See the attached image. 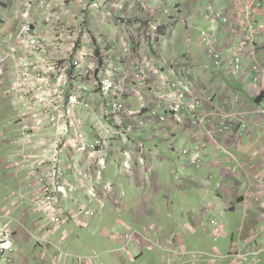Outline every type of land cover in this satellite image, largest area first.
<instances>
[{"label": "built area", "instance_id": "2783aa9c", "mask_svg": "<svg viewBox=\"0 0 264 264\" xmlns=\"http://www.w3.org/2000/svg\"><path fill=\"white\" fill-rule=\"evenodd\" d=\"M147 1L136 0V4L146 9ZM168 1L158 0L160 7ZM229 1L232 5L226 10H216L215 5L208 7L206 19L220 24L221 30L202 31L199 39V51L204 50L215 71L210 74L213 84L185 64L195 46L192 47L189 16L183 7H176L174 13L165 11L168 19L162 17V10L158 9L160 16L152 11L155 18L139 31L131 30L130 42H124L120 49L114 44L101 46L96 54L86 47L79 31L67 35L53 24L49 25L50 32L44 31L30 21L28 13L22 15L17 32L0 31V90L10 72L11 81L3 96L11 99L17 113L10 124L21 127L20 141L24 147L29 144L27 150L32 151V157H24L23 163H30L26 186L33 189L30 204L22 206L20 218L15 219L0 208V264H17L16 253L24 238L30 243L34 240L41 247L40 259L48 257L53 248L56 254L52 264H64L68 254L61 240L56 244L52 237L71 221L76 227L91 230L89 218L95 212H85L86 206L79 205L71 170L80 173L90 203L95 202L102 209L128 208L126 189L115 183L103 187L109 163L115 160L118 175L123 174L137 183L146 213L154 212L159 217L161 202L167 208L164 217L168 221L174 210L169 195H160L164 182L154 170L151 159L156 151L149 146L161 145L167 125L191 129L197 139V145L191 148L180 149L173 144L167 148L173 160L187 162L200 175L201 187H208L214 179V173L202 172L206 168L207 145L211 144L234 163L228 169L233 175L243 171L252 181V171H255L252 188L257 198L254 191L245 198L264 200V127L261 125L264 122V0ZM101 6L102 2L94 3L97 9ZM50 21L48 17L47 22ZM178 24L187 26L189 38L181 62L165 58L160 49L162 42L169 38L168 30ZM141 52L146 54L139 56ZM232 80L240 88H227L217 104L215 84L226 85ZM85 85L92 90L88 97ZM93 99L101 100L103 115L89 139L81 111H93L97 105ZM2 120L4 117L0 115ZM253 122L262 129L257 149L262 146V150H255L251 159L243 160L224 144V139L243 142L252 136ZM47 128L54 130V138L31 144V137ZM147 131L153 136L143 140ZM257 157L262 160L259 166L255 163ZM80 159L85 166L83 171L78 170L82 166ZM183 179L174 174L168 186L172 190L177 185L175 180ZM188 180L196 183L194 176L190 175ZM210 208L214 210L211 204L207 208L201 205L198 215L200 224L212 227L217 242L227 237L226 225L208 216ZM33 212L38 216L29 224ZM84 214L89 216L86 220L81 218ZM205 217L209 220L207 224L203 223ZM260 228L250 231L249 237L253 238L246 240L245 245L235 242L227 253L217 247L203 253L187 249L182 242L175 241L176 235L166 237L165 227L159 221L150 222L148 232L111 230L108 240H120V248L109 253L114 257L130 254L132 245L137 244L139 254L156 248L166 252L165 264H261L264 248L255 246ZM260 231L264 232V226ZM102 256L95 252L87 260L82 256L70 257L80 264L96 261L105 264Z\"/></svg>", "mask_w": 264, "mask_h": 264}, {"label": "rangeland", "instance_id": "374dc122", "mask_svg": "<svg viewBox=\"0 0 264 264\" xmlns=\"http://www.w3.org/2000/svg\"><path fill=\"white\" fill-rule=\"evenodd\" d=\"M88 2H90L89 5L91 6V8L100 11L102 9L100 7L98 9L95 8L94 3L102 2V6H104L107 0H97V1L96 0H88V1H85V0H0V31L1 33H7L10 31L17 30L19 25L22 24V21H23L22 15L25 13H28L31 22L34 21L40 24V27H43L45 25L47 26V30L49 29L48 25L50 24H53L54 28L65 30L67 35L75 33L76 31L80 29L83 33L84 44L86 45L88 49L91 50L92 53H95V54L97 53V49H99V45L104 46V45L114 44L116 45L118 49H120L124 42H130V39H131L129 37V33L131 31L130 25L127 26L125 23H120V22L118 23L115 22L116 24L115 25L113 23H109V21L101 20V17H97L95 21L92 19L88 20L87 17L82 18L83 15L81 14L83 12L81 10L88 11V9L87 8L80 9L78 5L80 4L82 6V3H88ZM180 2H188L192 6L191 7L192 12H190V8L186 4L187 6H185V9H186L185 11H186L187 16H190V14L193 15L192 20L191 21L189 20V26L191 27L190 36L192 38V43H193L192 47L195 46L193 48V54L196 58H198V60H200V62H202V64L201 65L199 64L197 68V74L199 76H202V72L210 74L211 72L214 71L211 68V60L207 58L204 50H202V52L199 51V39H200V35L202 31L209 33L214 28H216V30H221V25L218 23H214V24L210 23L209 20L206 19V12H207L208 7L211 5L213 6L215 5L214 7L216 10L217 9L226 10L231 7L232 2L229 0H219L217 3L215 0H192V1L191 0H169L168 3H165L161 6V10L163 12L162 17L164 16L165 11L167 10L169 11V13H172V12L174 13L177 7V4ZM48 17H50L51 19L49 23L47 22ZM164 18L168 19L169 17L168 15H165ZM143 23L145 24V22ZM112 28L116 30V33L118 32V28H120L121 33L117 35L116 33L113 35H108L105 32V30L106 29L112 30ZM222 36L224 37V34H222ZM110 37H114V38H110ZM169 39H172L171 43H173V46L177 48L176 49L177 56L184 57L187 52L186 48H187V42L189 39L187 36V26L183 24H178L173 30V34L171 35ZM168 48H169V43L168 41H166V43L163 45L164 52H166ZM166 57L168 59V56H165V58ZM182 60H184V58H182ZM196 64L197 63L193 59H192V64L189 65L187 63V65H189L191 69H194V65ZM10 75L11 74L9 72L5 79V85L3 86L2 90H0V115H3L4 117V120L0 123V131L4 133L3 135H1L0 133V158L4 159L7 163L22 162V164L25 165L23 163L24 157H32V151L27 150L26 152H23L24 147L20 141L22 139L21 127L15 126V124H10V122L13 123V121L15 120L17 113L15 111V108H14V105L11 99L3 96L7 87L10 84V81H11ZM254 121H255V118H254ZM261 125H264V122ZM250 129H251V126H250ZM179 131H181L180 128H175L174 133L178 134V138L175 140L166 141L164 143L165 146H169L170 144H173L174 147H177L180 149H184L187 147L191 148L192 144L190 142H187V137L185 135L179 136L180 135ZM85 132L87 133L89 138L93 134L91 129L90 130L87 129ZM159 136H161V134H159ZM151 137H152V133L151 131H148L143 136L142 139L143 140L150 139ZM253 141H255V139ZM257 144L258 142L256 141L255 148L252 152L258 149L259 146ZM261 150H262V146L257 151L260 152ZM251 157L252 156L250 154L249 157H247L246 159H251ZM172 159L170 158V161H173ZM175 162H182V160L178 159ZM255 163L258 166L261 165L262 164L261 157H257ZM206 164H207V160H206ZM258 169L259 168H255L256 171ZM154 170L156 171V168ZM184 170L185 168H183L181 164H174L170 166L167 165L162 171V175H161L162 180L168 183L169 181L172 180L174 174H176L177 176L183 177L184 179L182 181L175 180V183L185 184L187 183V181H189L188 178L190 177V175H188V173L185 172ZM188 170H191V169H188ZM192 171H195V170L192 169ZM202 172L211 173L212 171L208 169L206 166V168ZM118 174L119 173L117 171V163L115 162V160H112L109 163V166L106 172L107 181L109 183H115V182H112L111 180L115 178ZM254 174H255V171H252V176H253L252 181H251V176L247 173H244L243 171H239L238 173L233 175L232 178H240L245 175L246 177H249L250 184L251 182L253 184ZM214 175L215 176H214L212 183L208 187L203 186L204 188H209L207 190L205 189L207 193H209L212 190L213 185L215 184V181H216V186L219 185L220 180L217 179L215 173ZM123 177L127 179V177H125L124 175ZM194 180L197 181L196 178H194ZM3 182H4V178L2 176L1 192H0V208L1 209L8 208L9 211H11V216L15 219H18L22 215V206L24 207L29 206L30 204L29 197H31L33 189L30 186H26L25 190L20 191L17 184H12L7 187L3 185ZM193 182L194 181H191V182L189 181V183H191L190 185H194ZM252 184L249 185L250 186L249 189L254 191V197L256 199L257 197H256L255 188H252ZM196 193H198L197 196L195 195ZM215 193L219 194L220 192L218 189H215ZM165 194L166 193L164 192L160 193V195H165ZM178 195L179 194H177L176 197ZM21 198L22 200L20 201ZM14 202H19L14 206L15 209L12 206V203ZM151 202L154 205V202H155L154 198H151ZM242 203H243L242 206L244 208V212H242V208L239 206V204H234L233 210L231 209L232 207L230 208L228 206L227 211L222 212L223 209H221L220 204L217 205L216 207L215 206L216 203L212 202L211 199H203L200 191H196L195 193L191 192L189 194V201L184 200V199L178 200V197H177V200L175 201L176 209H174L173 215L171 216V218L168 219V222L169 221L172 222L173 220L179 221V224L175 229L177 233H181L183 230V225L180 222V219L183 217V214H181L178 211H181L184 208L183 211L190 209L196 212V214H198V211L201 205L205 204L206 208L209 207V204L213 205L214 210L212 211L210 208V211L207 214L209 217L214 218L219 224L222 223L226 225L227 237L223 240H219L215 242V239L212 234V227L204 226L200 224L199 227L202 229V231H205V235L209 237L210 239V240H207L204 236V238L207 240V243L210 242V244H212L211 247L199 244L197 242L198 240L197 237L194 238L192 237V235L185 236V234L182 232L183 237H184L185 246L189 250H196V252L207 253L211 250L210 248L212 247L214 248L218 247L222 249V251L224 250L226 252L229 249L231 241H232L231 235H234L235 237H237V235H239L240 232L244 231V226H246L247 219L249 218L248 216L251 213L250 206L254 204V207H256L259 210V213H256L257 216L259 217V219L257 218L255 220L257 223L260 222L262 216H264V200L257 201V200H251L250 197L248 198L246 197V198H243ZM83 205L84 204H81V206ZM84 206H86L85 212L90 210V208L88 207L89 205L86 204ZM142 210L146 212V208L144 205H142ZM98 212H99L98 218H97L98 227L105 226L107 228V226L105 225V222L108 219H109V223H112V225L109 227H112L113 225L117 223L118 221L117 215L119 214L114 213L115 215H113L114 211L113 209L110 208V206L107 209H102L101 207H98ZM243 214H244V217L241 218ZM37 216H38V213L36 214L33 212L32 220L30 221L29 224H32L35 218H37ZM88 217H89L88 215L84 214L82 215L81 218L83 220H86ZM113 217H115L114 220H113ZM184 218H182V220L185 222L186 219ZM244 218H245V221L243 225H241ZM101 221H104V223L101 224ZM208 221L209 220L205 217L203 223L207 224ZM257 225L260 228L259 223ZM257 225L255 226L257 227ZM68 226L76 227L73 221H71L70 224L63 226L61 230L52 237V241L54 243L58 244L60 233L64 232V230ZM237 227L238 229L233 233L232 230ZM206 229H209L210 232H207ZM247 231H248L247 228H245L243 237L247 234ZM34 233H36V231ZM78 233L81 236V244L88 249L82 250L84 252H81V253H73L70 247L78 245V241L73 240V241H68L67 243L69 244L68 247H65V246L64 248L62 247L66 253L72 254L74 256H82L85 260H87L91 258L92 256H94L96 252V254L100 256L101 254H103L102 260L104 261L105 264L119 263V260L117 258L107 253H104V252L111 249L112 247L113 248L120 247V245L115 244L116 245L115 246L113 243H111L110 240L104 239L100 235L88 234L86 231H82V230L78 231ZM201 233L204 234V232H201ZM165 235L166 237L169 236V234L166 232V225H165ZM192 238H194V240ZM251 238L253 237L251 236L248 239H251ZM191 239L193 240L192 242H191ZM25 240L26 238H24V241ZM235 240H237V238ZM256 240H257L256 245L258 243L261 245H264V232H259L258 238ZM254 241L255 240H252V242ZM195 243L198 245L196 246L197 248H194L192 246ZM27 250H29L30 253H33L34 260L36 259V262H38L41 256V253H42V249L37 244V242L32 240L30 245L27 246ZM50 254L51 255L56 254L53 248L51 249ZM159 258L163 259V264H165V260H167L168 255L166 252H163V250L159 248H156L154 251L145 250L144 255L138 258L135 264H154V261H156ZM261 259L263 261V263L261 264H264V254L262 255ZM50 261L51 260L48 257L47 262H50ZM161 262H162L161 260L158 261V264H162ZM64 264H80V263L74 257L68 256L64 260ZM95 264H100V261H96Z\"/></svg>", "mask_w": 264, "mask_h": 264}, {"label": "crops", "instance_id": "0c3cea01", "mask_svg": "<svg viewBox=\"0 0 264 264\" xmlns=\"http://www.w3.org/2000/svg\"><path fill=\"white\" fill-rule=\"evenodd\" d=\"M215 1L217 3L219 0H215ZM89 3L90 2L82 3V6L79 3H78L79 5L77 4L80 9H85V8L88 9V11L81 10L83 12L81 14V15H83L82 18L87 17L88 20L92 19L95 21L97 17H101V20L109 21V23H113V24H115V22L116 23H118V22L125 23L127 26L130 25V29L132 31H134V30L139 31L144 24L143 22L146 23V20H147V22L150 20H153L155 18V16L152 14V11L156 12V16H160L158 9L161 10V7L159 6L158 0H148L146 9L143 8L141 5H137L136 0H107L106 4H104V6L101 8L102 10H100V11L91 8ZM186 4L190 8V12H192L191 11L192 6L188 2H180L177 4V7H183V9L186 10L185 9V6H187ZM120 7H122L123 9L121 10ZM109 12H111L112 15H109ZM97 14H99V15H97ZM121 15H125V17L123 18V17H121ZM192 18H193V15L190 14L189 20L191 21ZM34 23L38 24L36 22H34ZM38 26L40 27V24H38ZM48 27H49V25H48ZM40 28L44 31H47V32H50V30H51L50 27L47 30V26H45V25L43 27H40ZM19 29H20V25H19L17 30L10 31L7 33L17 32ZM174 29H175V27L172 28V30H168L167 36H169V38L173 34ZM62 31H64L66 33L65 30H60V32H62ZM78 31L81 34V38L84 40L82 31L80 29ZM105 32L108 35H113L116 33V30L114 28H112V30L106 29ZM120 33H121L120 28H118V32L116 33V35L120 34ZM110 38H114V37H110ZM169 38L162 42L160 49L162 50V52L165 56H168L169 60L181 62L183 57L177 56V51H176L177 48H175V46H173V43H171L172 39H169ZM166 41H168V43H169V48L166 52H164L163 45L166 43ZM100 47L101 46L99 45V48ZM186 50H187V48H186ZM142 52H143V49H142ZM142 52L138 53V55L141 56L143 54L144 55L146 54V53H142ZM192 59L197 63L196 65H194V69H193L197 73V68H198L199 64L200 65L202 64V62H200V60H198V58H196L194 56V54H192L191 60L189 59V61H188L189 65L192 64ZM185 64H186L187 68H191L189 65H187V63H185ZM211 73L215 74V71H213ZM210 74L202 72V77L205 79L206 82L213 84L214 78L211 77ZM215 87H217L216 88V91H217L216 103L217 104L220 102V97L223 94V92L226 91L227 88H229V87L240 88L238 86L237 82L233 81V80L230 81L229 83H227L226 85L215 84ZM84 89H85L86 96L88 97L90 95V93L92 92V90L87 85L84 86ZM93 100L97 104L93 111H86V110L81 111V117H82L83 123H84V130L86 131L87 129H89V130L91 129V131L93 132L92 136L89 139H92V137L94 136V133H95L94 132V126H95L97 120L99 118H101L103 115V109H102V105L100 103L101 100H99V99H93ZM251 105H254V103L252 102ZM2 121H0V123ZM253 121H254V119H253ZM254 122L251 124L252 136L250 138L249 137L246 138L243 142L238 143V142H234L230 139H224V144L226 146L230 147V149H232L233 151H235V153H237L238 157L242 158L243 160H245L247 157H249V155L252 153V151L255 148L256 141L259 144L260 141L262 140V138H261L262 129H261V127L255 126ZM15 126H17V125H15ZM262 127H264V125H262ZM175 128H177V127H174L173 125H167L166 126V128L162 132L161 145L154 147L152 144H149V146L151 148H154V150L156 151L155 155L152 157L151 160H152L154 167L156 168V171L158 172L159 176L161 177V179H162L161 175H162L163 169L167 165L170 166V165H174V164H181V166L183 168H185L184 171L187 172L188 175L194 176V178L197 179V181L194 185H190V183L188 181L185 184L184 183H177L176 188L172 189V190L168 186L169 182L166 183L163 181L164 187H163L162 192L166 193L163 196H166L167 194H169V198L171 199L173 210L176 209L175 208V201L177 200V197H178V200L184 199V200L189 201V194L191 192L195 193L196 191H200L203 199H211L212 202L216 203L215 204L216 207H217V205L220 204L221 209H223L222 212L227 211L228 206L230 208L232 207L231 209L233 210L234 204H239V206L242 208V212H244V208L242 206V204H243L242 200H243V198H245V196L247 194H252V190L249 189L250 188L249 185L252 184V182L250 184L249 177H246L244 175L240 178H232L233 174L228 171L229 168L234 166V163L231 161V159L227 155H225L222 151H220L216 147L212 146L211 144L207 145V150H206L207 164H206V166L208 169H210L212 171V173H215L217 179L220 180L219 185L216 186V181H215V184L213 185L212 190L209 193H207L206 190L203 187H201V185H199V181L201 179L200 175L196 174L195 171H192V169L189 167L187 162H184V161L175 162V160L172 159L171 153L169 152L167 146H165V144H164L166 141L175 140L178 138V134L174 133ZM179 132H180L179 136L185 135L187 137V142H190L192 145H197L198 141L195 138V136L193 135L191 129H181V131H179ZM0 133H1V135L4 134L1 131H0ZM152 136H153V134H152ZM53 138H54V130L51 128H47V129H44L41 134L36 135L35 137H31V144H34L35 142H37V141L39 142L42 140L44 142H47L49 140H52ZM252 139L253 140L255 139V141H253ZM28 145L29 144H27V146H25V147L23 146L24 147L23 150L24 149L27 150L28 148H30V145L29 146ZM170 158L173 161H170ZM80 160H81L82 166L79 169L75 166V169L76 170L78 169L79 171H83L85 169V166H83L82 159H80ZM24 164L25 165H23L22 162L7 163L4 159L0 158V192H1L2 176L4 178V182H3L4 186L8 187L12 184H17L20 191H23L26 189L25 187L27 184V179H28V175H29V172L31 170V167H30V163H24ZM188 169H191V170H188ZM70 177L72 178V180L74 181V183L77 187L76 198L79 200V205H81V204L86 205L87 204V205H89L88 207L90 208V210L95 212V214H94L95 216L89 218V221L92 222V226H93L90 231H88L86 229H81L79 227H74V226L69 227L68 226L64 230V232L60 233L58 243L60 244V240H61L63 248H64V246L68 247V245H69V244H67L68 241H73V240L78 241V245L70 247L71 251L73 253H81V252H84L82 250L88 249L81 244V236L78 233V231H80V230L86 231L88 234H92V235L96 234V235H100L104 239H108L109 233L111 230H115V231H118L121 233L126 232L129 229H131V230L135 229V230H139V231L148 232V224L150 222H157V221L162 223L164 225V227L166 225V232L169 234V236L176 235L175 241L182 242L183 245H185L183 233L185 234V236L192 235V237H194V238L197 237L198 238L197 242L199 244L206 245L208 247H211V245H212V244H210L209 241H208L209 243H207V240H210V239H209V237H207L205 235V231H202V229L199 227L200 218H199V215L196 214V212H194L193 210H190V209L183 211L184 208L181 211H178L181 214H183L182 218L185 217L184 219H186V221L184 222L182 220V218L180 219V222L183 225V230H182L183 233L182 232L177 233L175 228L178 226L179 221L173 220L172 222H170V221L168 222L166 220L164 215H165V212H167V208L163 204H161V202H160V199L162 196L156 201L157 204H159V202H160L159 205L161 206L159 217L157 215H155L154 212H151V213L144 212L142 210V205H144L143 199L141 197V191L138 188L137 183L135 181L130 180V179L124 178L122 175H117L111 181L115 182V184L118 185L119 187L127 190L128 194H127L126 200H127L128 208H126V207L122 208V209L111 208L114 211L113 215H115L114 213L119 214V215H117L118 216L117 217L118 218L117 223L115 225H113L112 227H109L112 225V223H109V219H108L105 222V225L107 226V228L105 226L98 227V219L97 218H98V214H99V212H98L99 205L95 202L90 203L88 201L86 185L83 182L79 172L71 170L70 171ZM106 178H107V176L105 177L103 187H105L109 184V182L107 181ZM215 189H218L220 193L216 194ZM175 193H176V195L177 194H179V195L176 197ZM195 195L197 196L198 193H196ZM17 203H19V202L12 203V206L14 209H15L14 206ZM4 209H6L9 212V214L11 215V211H9L8 208H4ZM250 211H251V213L248 216L249 218L247 219V222H246L247 224H246V226H244V231H245V228H247V230H248L247 234L243 237V233H244V231H243V232H240L239 235L235 234V235H237V237H235L234 235H231L232 241H231L229 249L231 248L232 243H235L238 241L242 245H245V241L248 240V238L250 236V231L255 230L258 227V225H257L258 223L261 226V228L264 226L263 217L261 218L260 222L257 223L255 221L257 218L259 219V217L256 214V213H259V210L256 207H254V204L250 207ZM136 216L138 217V220L136 219ZM243 217H244V214L242 215L241 218H243ZM114 219H115V217H113V220ZM244 221H245V218L243 219L241 225H243ZM102 223H104V221H101V224ZM255 225H257V227ZM261 228L259 229L258 233L261 232L260 231ZM237 229H238V227L233 229L232 230L233 233ZM197 230H198V232H197ZM101 231L104 233L102 234ZM201 232H204V234ZM204 236L207 240L204 238ZM194 238H192V239L194 240ZM236 238H237V240H235ZM192 239H191V242L193 241ZM116 241H118V240L113 239V241L111 240V243H113L114 245L115 244L120 245V240L118 242H116ZM28 245H30V242L25 240L23 245L20 247L19 251L16 253L17 264H34V262L36 261V259L34 260L33 253H30V251L27 250ZM192 246L194 248H197L196 246H198V245L195 243ZM256 246H257V248H260V249L264 248V245H261L259 243ZM118 248H120V247H115V248L112 247L111 249L105 251L104 253L111 255L109 252L116 250ZM212 248H214V247H212ZM212 248H210V249H212ZM229 249L226 252L223 250V252L227 253V252H229ZM130 251H131L130 254H120L118 256H115V258H117L119 260V263H117V264H135L137 259L144 255V252L139 254L140 249H139V246L137 244L132 245V247L130 248ZM220 251H222V249H220ZM66 254H68V256H74V255L69 254V253H66ZM53 256L54 255L49 254L48 257L51 260L50 262H47L48 257H46L45 259L39 258L38 264H52V257ZM160 260L162 261L161 263L163 264V259H160V258L157 259L156 261H154V264H158V261H160Z\"/></svg>", "mask_w": 264, "mask_h": 264}]
</instances>
